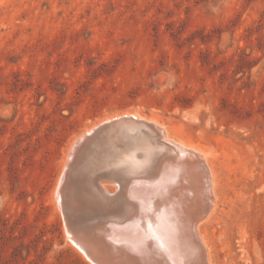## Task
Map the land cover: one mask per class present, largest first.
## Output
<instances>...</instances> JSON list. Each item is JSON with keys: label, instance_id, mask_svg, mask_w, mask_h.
Segmentation results:
<instances>
[{"label": "rangeland", "instance_id": "obj_1", "mask_svg": "<svg viewBox=\"0 0 264 264\" xmlns=\"http://www.w3.org/2000/svg\"><path fill=\"white\" fill-rule=\"evenodd\" d=\"M126 114L206 154L210 263L264 264V0H0V264H91L56 188L72 144Z\"/></svg>", "mask_w": 264, "mask_h": 264}, {"label": "bare ground", "instance_id": "obj_2", "mask_svg": "<svg viewBox=\"0 0 264 264\" xmlns=\"http://www.w3.org/2000/svg\"><path fill=\"white\" fill-rule=\"evenodd\" d=\"M134 115L136 120L125 121V127L130 131L140 130L144 138L140 145L142 156L136 158L129 150L131 153L126 156L113 157L115 135L102 136L88 149L86 145L96 137L88 140L85 135L78 139L72 144L56 188L58 207L62 213L66 208L70 214V181L61 186L70 169L83 168L87 186L99 201L107 200L103 198L105 184L114 183L111 178L122 177L120 184H116L119 195L115 200L124 196V202L130 211H136L137 217L124 225L110 226L108 237L113 244L124 245L130 254L136 255L146 251L153 254L154 249L159 253L154 256L158 260L167 258L169 264H211L199 233V224L211 214L216 198L206 154L171 139L158 122ZM72 160L74 163L70 166ZM66 232L68 240L95 264L76 243L70 230ZM168 263L161 261V264Z\"/></svg>", "mask_w": 264, "mask_h": 264}, {"label": "water", "instance_id": "obj_3", "mask_svg": "<svg viewBox=\"0 0 264 264\" xmlns=\"http://www.w3.org/2000/svg\"><path fill=\"white\" fill-rule=\"evenodd\" d=\"M136 120L135 115H123L114 118L106 119L97 124L93 129L85 133L88 140L96 137L95 141L88 143L87 149L94 146L102 136H107L114 130L126 138L128 144L134 148L136 158L142 156L140 145L143 144L144 138L139 129H132L131 131L125 127V121ZM152 123V122H149ZM113 130V131H112ZM83 143V142H82ZM73 160L70 166L73 164ZM83 168L80 167L70 173L66 178L62 179L61 186L70 181V214L67 209H63V216L66 229L72 233L74 240L85 251L87 257L95 264H161L168 263L167 258L163 260L154 256L159 253L153 249V254L149 251L142 252L144 254H130L124 245H115L110 241L108 234L111 232L110 226L113 224L124 225L133 219H136V211L131 210L129 205L124 202V196L120 200L118 198L119 189L117 192L111 193L107 189L103 191L106 199L95 198L92 195L88 185V179L84 174ZM119 176L111 178L114 184H120L122 177ZM62 178V177H61ZM60 178V179H61ZM114 179V180H112ZM124 211H129L128 214ZM130 214V216H129ZM203 219L202 221H204ZM201 221V222H202ZM79 237V238H78ZM99 249V250H98ZM159 256V255H158ZM161 260V261H160ZM169 264V263H168Z\"/></svg>", "mask_w": 264, "mask_h": 264}]
</instances>
